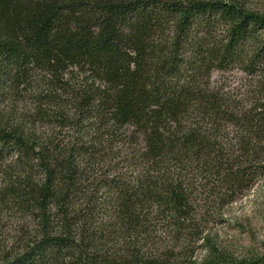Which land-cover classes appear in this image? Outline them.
<instances>
[{
  "label": "trees",
  "instance_id": "16d2710c",
  "mask_svg": "<svg viewBox=\"0 0 264 264\" xmlns=\"http://www.w3.org/2000/svg\"><path fill=\"white\" fill-rule=\"evenodd\" d=\"M262 179L264 12L0 0V264H264L211 233Z\"/></svg>",
  "mask_w": 264,
  "mask_h": 264
},
{
  "label": "rangeland",
  "instance_id": "374dc122",
  "mask_svg": "<svg viewBox=\"0 0 264 264\" xmlns=\"http://www.w3.org/2000/svg\"><path fill=\"white\" fill-rule=\"evenodd\" d=\"M254 10L264 12V0H241ZM241 74H228L230 80H237ZM218 72L212 73L214 80ZM226 221L211 228L213 242L235 257H247L264 253V180H260L242 196L228 203L224 208Z\"/></svg>",
  "mask_w": 264,
  "mask_h": 264
}]
</instances>
